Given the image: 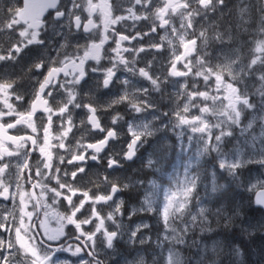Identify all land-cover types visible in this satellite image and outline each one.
<instances>
[{
    "label": "snow or ice",
    "instance_id": "snow-or-ice-1",
    "mask_svg": "<svg viewBox=\"0 0 264 264\" xmlns=\"http://www.w3.org/2000/svg\"><path fill=\"white\" fill-rule=\"evenodd\" d=\"M169 130L181 154L196 148L174 187L125 176L142 148L144 167L168 158ZM132 189L141 198L128 205L122 194ZM235 190L264 208L261 0H8L0 8V200L13 206L0 214V264H149L142 249L129 259L118 248L153 245L146 219L129 226L149 215L163 225L151 264H222L229 254L244 264L239 246L226 251L212 235L243 218Z\"/></svg>",
    "mask_w": 264,
    "mask_h": 264
},
{
    "label": "rangeland",
    "instance_id": "rangeland-1",
    "mask_svg": "<svg viewBox=\"0 0 264 264\" xmlns=\"http://www.w3.org/2000/svg\"><path fill=\"white\" fill-rule=\"evenodd\" d=\"M177 23H178V21H177ZM221 23L224 24V21H221ZM167 52L170 55V49L167 50ZM159 62H161V61H159ZM141 66H143V65H141ZM155 95L158 98L159 94H155ZM166 103H167V101L161 102V105H160L161 110L166 108V106H167ZM126 119H128V117H126ZM149 119H150V117H149ZM237 134H238V130H237ZM164 135L167 136L169 143H171L172 145L175 146V150L172 151L171 154L168 156V158H171L170 161L174 167V170L172 171V175L170 176L169 183L167 184L165 182V180H164V182H159L157 180V177L155 178L154 176L145 179L139 174L141 171L140 164L142 165L143 168L147 169V167H144V163L147 159V152H145V150L143 148L141 149L142 154H141L140 159L136 160L137 162H135V164L131 168H129L130 170L127 173V176L131 177L134 180L135 179L142 180L144 182L145 188L148 187V181H152V180H155L156 183L158 185H160L161 188H163V189L169 188L170 185L174 187V185H175V179L174 178L177 175L182 176L183 166H184V164H186L188 162V156L195 153V150H196L195 143L193 144L192 153L181 154L180 149H179V143L180 142H179L176 134L173 133L171 130H169L166 133H164ZM185 140H186V137H185ZM145 147H148V146L146 145ZM142 161H143V163H141ZM205 163L210 164L211 158H209ZM164 172H165L164 170L158 171L156 169L155 174L158 176L162 175L164 177ZM220 182L226 183L227 182L226 176L222 175L220 177ZM141 193H142V190H141V192H137L135 189H132L131 191L125 192L127 204L128 205H135V204L139 203V200L141 198ZM123 197H124V195H123ZM160 198L161 199L163 198L162 193H161ZM248 209H249L248 204L245 203V207L243 208V212H242L243 218L238 219L236 222V225H234L231 228H227V229L223 228V226L221 225L217 229V231L215 233H213L212 235H213V238L222 240L220 234L223 233L224 231H230L231 230L232 231V237H235L236 240H244V242H246V245H245V249H247L246 252L250 255V257L253 258L254 262L256 263V261L257 262L259 261L260 264H264V229L260 228V225H264V215L260 212H259V214L254 213L253 215H250L248 213ZM133 220H135V219H132V221L129 222V226H131L132 224L137 222V220L136 221H133ZM239 225H242L244 227L242 228ZM212 227L217 228V225L215 223H213ZM160 229H162V232L160 231ZM159 233H161V235L163 233L162 223H161V226L159 228ZM198 237H199V231L197 230V232L195 233L194 236L189 237V240L191 241L192 239H195ZM204 239L207 240V242L209 244L211 243V240H208L207 236ZM138 247L139 246L133 245L132 249L130 251H127L126 254L128 255L129 259H131L132 255L136 254L135 249H141ZM182 250H183L185 256L191 255L192 252L194 251V249H191V248H183ZM228 250H229L228 247H226V251H228ZM242 250L243 249H241V251ZM157 251H158V249H156V254H157ZM210 258H214V257H210ZM220 259H222V264H231L230 254L225 255V256L221 255Z\"/></svg>",
    "mask_w": 264,
    "mask_h": 264
},
{
    "label": "flooded vegetation",
    "instance_id": "flooded-vegetation-1",
    "mask_svg": "<svg viewBox=\"0 0 264 264\" xmlns=\"http://www.w3.org/2000/svg\"><path fill=\"white\" fill-rule=\"evenodd\" d=\"M6 2H8V0H0V8H3L4 7V4ZM19 2L21 4V6H22L23 0H19ZM237 2H238V0H230V7H234ZM261 2L264 3V0H261ZM253 3H255V0H253ZM49 11H51V10H49ZM45 15H47V13H45ZM97 22H99V21H97ZM48 23L51 25V28L45 33V35L49 39H52L53 40V46H54V44H55V39H54L55 22L51 20V17L50 16H48ZM159 35H163V32H161ZM159 35H157L155 37V39L157 41H159ZM125 46H127V42H125ZM49 51H50V54H53V55L55 54L54 52L51 51V49ZM167 54H168V52H167ZM27 62L28 61L25 60V63H27ZM21 89L23 91H25V92L29 91V89H30L29 83L27 81H25L23 84H21ZM168 91L169 92H172L173 90L171 88H169ZM109 98H110L109 96H100V99L101 100H107ZM21 134H23V132H21ZM77 135L79 136L80 133L78 132ZM170 160H171V158H170ZM135 162H137V161L135 160L134 162H125V165H124V175L125 176H127V173L130 170L129 168H131L135 164ZM141 163H143V161ZM33 165L35 166V160H33ZM173 170H174V168L172 167L171 172ZM89 178L95 179L93 176H91V173H90ZM86 179H88V178H86ZM52 183L54 184V181H52ZM89 186L91 187L92 185H89ZM29 188H30V185H29ZM36 191L39 192V189H37ZM122 195H124V199L126 201V195H125V193H123ZM48 203L51 204V201L49 200ZM126 203H127V201H126ZM5 207L7 208L8 212H11L12 211V207L13 206H12V204L10 202L0 200V214H5V215L8 214V212H5L4 211ZM58 208H59L58 205L55 208H51L50 207L49 208V214L54 216V212ZM29 210H31V208H29ZM60 210H62V209H60ZM40 216L43 217V212L42 211L40 212ZM9 219H11V216H9ZM133 219H135L133 221H136L138 219H146L147 222L151 226V230H152L151 231V235H152V232L153 231L157 230V228L155 227L153 218L151 216L140 217V218L133 217ZM50 226L53 227V228L56 227V224H55V220L54 219L52 220V223H51ZM4 236L7 237V234L4 233ZM152 238H153V236H152ZM155 239L156 238H153V245H151V244H148V245H138V244H136V246H139L138 248H141L143 250V253L145 254V259H146L147 262H149V264H151V261L153 259V256L156 255V249H155V245H154ZM132 246L133 245H126L124 243V241L121 240L120 243H119V245H118V248L120 249L121 252H125V250L130 251L132 249Z\"/></svg>",
    "mask_w": 264,
    "mask_h": 264
},
{
    "label": "trees",
    "instance_id": "trees-1",
    "mask_svg": "<svg viewBox=\"0 0 264 264\" xmlns=\"http://www.w3.org/2000/svg\"><path fill=\"white\" fill-rule=\"evenodd\" d=\"M141 166V171H140V175L144 178H147V177H150V176H157V179L159 181H164V177L167 176V171H168V163H167V159L164 160V161H161V163L159 165H157V169H161L162 171L164 170V177L161 175V176H158L155 174L156 170L155 168H150V169H145L142 167V165L140 164ZM134 175V174H133ZM229 195H231V193H229ZM224 198V194H218L217 198H216V204L218 205L219 203L222 202ZM235 199H239L241 201V203L243 202H246L247 201V197L244 196V192H239V190H235ZM233 203L235 202V200L233 199L232 201ZM242 212H243V208H242ZM154 217V216H153ZM231 231V230H230ZM224 231V233H221L222 235V239H223V242L225 243L226 246L230 245L231 243H238L243 250H247L245 249V245H246V242H244V240H236L235 237H232L230 234H232V231ZM156 232H152V236L153 238L156 237ZM238 245V246H239ZM233 246H236L233 245ZM244 264H258L257 262L255 263L253 258L250 257V255L244 251Z\"/></svg>",
    "mask_w": 264,
    "mask_h": 264
},
{
    "label": "water",
    "instance_id": "water-1",
    "mask_svg": "<svg viewBox=\"0 0 264 264\" xmlns=\"http://www.w3.org/2000/svg\"><path fill=\"white\" fill-rule=\"evenodd\" d=\"M264 210V208H262Z\"/></svg>",
    "mask_w": 264,
    "mask_h": 264
}]
</instances>
